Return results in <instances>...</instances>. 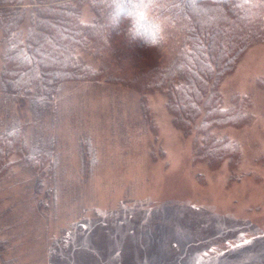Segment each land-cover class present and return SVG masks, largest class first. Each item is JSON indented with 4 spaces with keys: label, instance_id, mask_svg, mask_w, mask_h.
I'll return each instance as SVG.
<instances>
[{
    "label": "rangeland",
    "instance_id": "374dc122",
    "mask_svg": "<svg viewBox=\"0 0 264 264\" xmlns=\"http://www.w3.org/2000/svg\"><path fill=\"white\" fill-rule=\"evenodd\" d=\"M170 48L108 65L102 83L63 85L53 102L54 201L40 212L31 174L9 180L0 192V264H264V43L247 49L220 82L222 107L244 100L250 117L211 129L238 147L234 164L214 166L192 162L165 93L140 96L119 81L116 66L134 74L161 66ZM6 123L15 126L12 112ZM82 213L73 254L50 255L57 231L71 230Z\"/></svg>",
    "mask_w": 264,
    "mask_h": 264
},
{
    "label": "trees",
    "instance_id": "16d2710c",
    "mask_svg": "<svg viewBox=\"0 0 264 264\" xmlns=\"http://www.w3.org/2000/svg\"><path fill=\"white\" fill-rule=\"evenodd\" d=\"M164 43L171 47L166 64L135 74L118 65L119 81L140 96L166 94L194 164H234L237 144L210 131L249 120L244 100L222 107L219 85L247 49L264 43V0H0V192L29 173L35 208L47 213L54 201L53 102L63 85L102 83L110 78L108 65L140 61L142 52ZM39 104L47 105L43 116ZM11 112L15 126L7 127ZM85 217L57 231L50 255L73 254ZM4 243L0 237L1 250Z\"/></svg>",
    "mask_w": 264,
    "mask_h": 264
}]
</instances>
